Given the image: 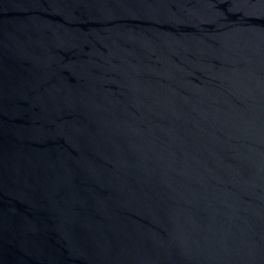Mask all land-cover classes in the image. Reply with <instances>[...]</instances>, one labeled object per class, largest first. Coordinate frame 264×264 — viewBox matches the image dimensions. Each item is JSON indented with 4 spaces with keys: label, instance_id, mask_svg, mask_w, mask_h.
Returning <instances> with one entry per match:
<instances>
[{
    "label": "water",
    "instance_id": "95a60500",
    "mask_svg": "<svg viewBox=\"0 0 264 264\" xmlns=\"http://www.w3.org/2000/svg\"><path fill=\"white\" fill-rule=\"evenodd\" d=\"M0 264H264V0H0Z\"/></svg>",
    "mask_w": 264,
    "mask_h": 264
}]
</instances>
